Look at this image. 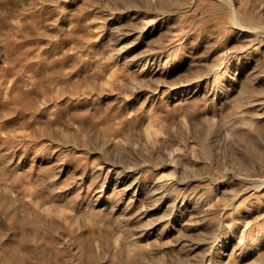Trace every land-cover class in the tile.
Masks as SVG:
<instances>
[{
  "label": "rangeland",
  "instance_id": "obj_1",
  "mask_svg": "<svg viewBox=\"0 0 264 264\" xmlns=\"http://www.w3.org/2000/svg\"><path fill=\"white\" fill-rule=\"evenodd\" d=\"M0 264H264V0H0Z\"/></svg>",
  "mask_w": 264,
  "mask_h": 264
}]
</instances>
